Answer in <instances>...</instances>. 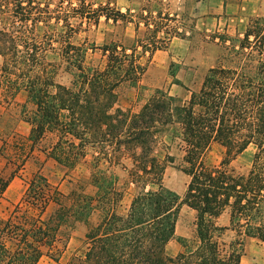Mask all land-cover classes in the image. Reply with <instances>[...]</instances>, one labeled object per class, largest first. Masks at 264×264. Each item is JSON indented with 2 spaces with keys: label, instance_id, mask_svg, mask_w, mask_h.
Returning a JSON list of instances; mask_svg holds the SVG:
<instances>
[{
  "label": "trees",
  "instance_id": "trees-1",
  "mask_svg": "<svg viewBox=\"0 0 264 264\" xmlns=\"http://www.w3.org/2000/svg\"><path fill=\"white\" fill-rule=\"evenodd\" d=\"M103 16L114 24L125 18L84 2L53 10L49 1L0 0V105L25 93L21 119L31 126L27 137L17 139L16 170L0 176V199L36 150L68 168L85 159L89 148L97 151L89 182L93 196L79 184L64 194L41 172L26 182L28 208L17 206L0 217V264L55 259L74 223L89 222L95 211L102 218L89 228L84 255L74 264H241L245 240L264 241V18H255L256 30L249 24L239 50L231 49L236 62L210 69L189 101L156 89L135 112L121 105L118 88L137 87L146 74L136 48L106 43L99 48L105 62L88 65L90 48L70 36L71 19L99 25ZM167 133L171 144L159 151ZM214 144L225 149L218 165L207 161ZM172 145L181 158L170 152ZM250 145L257 149L253 167L240 174L232 163ZM6 146L3 141L0 156ZM169 164L189 178L183 199L164 185ZM116 168L140 188L125 214L119 212L124 194ZM183 205L196 212V239L191 245L179 239L184 250L173 257L168 245ZM227 231L236 233L229 243L222 241Z\"/></svg>",
  "mask_w": 264,
  "mask_h": 264
},
{
  "label": "rangeland",
  "instance_id": "rangeland-1",
  "mask_svg": "<svg viewBox=\"0 0 264 264\" xmlns=\"http://www.w3.org/2000/svg\"><path fill=\"white\" fill-rule=\"evenodd\" d=\"M41 3L49 1L51 9L66 10L77 8L84 2L91 10L100 7H110L120 11L125 18L114 24L112 20L107 21L106 17L100 18L99 25L82 20L80 18L71 19L73 30L70 36L73 42L88 46L87 64L104 63L101 56L102 48L106 43L118 41L125 48H136L137 55L140 56V64L146 67L145 76L140 85L133 87L127 83L118 88L121 105L126 109H133L135 112L146 103L156 89H162L177 97L182 102L190 99L192 91H198L208 71L215 67H228L236 62V57L231 54V49L239 50L240 42L244 38L242 34H236L229 29V15L226 6L230 0H39ZM110 13V12H109ZM264 14V13H263ZM264 18V15H262ZM256 17L249 19L250 24L256 30ZM55 19L52 22V26ZM221 26L219 27V23ZM61 31V27H58ZM264 33V21L260 22V27ZM44 29H39L40 34H44ZM226 38L227 42H224ZM253 40V38H252ZM152 42H156L155 46ZM151 44V45H150ZM149 48L146 49L145 46ZM94 46L96 51L91 48ZM257 48L260 45L257 44ZM128 53L131 51L128 49ZM67 82L66 78L61 79ZM27 96L21 93L15 101L10 104L3 102L0 105V113L21 114L22 105L25 104ZM6 133L3 140L7 142L4 156L0 159V176L8 178L16 170V163L19 158V145L17 139L27 137ZM171 144V133H167L159 143V151H163L164 145ZM225 149L214 144L208 151L207 161L209 164L218 165L222 161ZM170 152L181 158V152L172 145ZM257 149L250 145L247 150L240 154L232 163V167L240 174H248L253 167L254 156ZM97 151L89 148L87 157L78 162L74 168L59 165L55 160L48 158L46 154L36 150L28 160L27 167H23L17 174L23 183V193L17 200L6 198L5 194L0 199V217H8L17 206L23 205V197L26 192L28 182L36 173L41 172L49 182L57 187L62 193L68 194L76 184L82 185L85 192L91 196L96 189L89 183L91 174L94 171V156ZM15 159V160H14ZM177 161L175 164H178ZM3 164L6 168L2 170ZM128 164V162H126ZM175 165L169 164L165 175L164 185L176 192L182 199L185 196L189 178L177 170ZM103 167V166H102ZM2 170V171H1ZM118 178V188L123 191V200L119 207V212L127 213L134 196L140 191L135 184L131 183L126 172L121 168L113 171ZM147 189H156V186H148ZM53 205L50 208L52 212ZM31 214L37 212L30 210ZM102 218L101 211H95L89 222H75L66 246H58L54 250L53 256L44 255L39 264H74L76 258H81L85 252L86 234L90 227L96 225ZM196 212L186 205L180 209L176 238L168 245V253L176 257L178 251H183L179 239L188 240L189 244H195L196 239ZM221 224H228L227 215L221 219ZM264 226V215H263ZM236 237L235 232L227 231L222 241L229 243Z\"/></svg>",
  "mask_w": 264,
  "mask_h": 264
},
{
  "label": "crops",
  "instance_id": "crops-1",
  "mask_svg": "<svg viewBox=\"0 0 264 264\" xmlns=\"http://www.w3.org/2000/svg\"><path fill=\"white\" fill-rule=\"evenodd\" d=\"M226 11L229 15V29L236 34H242V32L245 33L247 31L251 17H263L264 0H230L226 6ZM220 26L221 22L219 23ZM30 129L31 126L21 119V114L0 113V150L3 145L4 134L26 135L30 133ZM28 162H26L24 167L28 166ZM4 168H6V164H3L2 170ZM22 193V180L16 176L9 184L5 197L15 201L21 197ZM181 252L182 250L178 251L177 255ZM241 264H264V241L257 238H247L244 243Z\"/></svg>",
  "mask_w": 264,
  "mask_h": 264
}]
</instances>
